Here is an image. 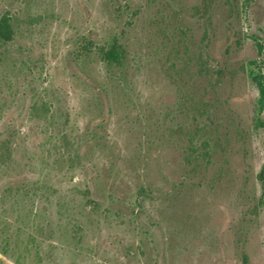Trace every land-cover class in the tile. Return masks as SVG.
<instances>
[{"label": "rangeland", "instance_id": "obj_1", "mask_svg": "<svg viewBox=\"0 0 264 264\" xmlns=\"http://www.w3.org/2000/svg\"><path fill=\"white\" fill-rule=\"evenodd\" d=\"M165 2L132 0L138 14L126 28L117 0H0L17 32L12 52L0 49V264H264V206L254 208L264 109L247 71L259 57L254 36L264 37V0L242 9L235 25L218 3L213 26L189 8L201 0ZM114 33L131 62L111 79L99 57H78L76 47L84 36L104 42ZM179 35L210 50L211 68L226 66L215 88H205L210 77L191 80L220 100L212 114L230 131L208 168L193 169L167 135L180 91L162 59L167 39ZM40 97L58 102L55 119L52 110L33 112ZM99 115L107 121L100 144L84 135ZM62 133L73 148L83 145L86 168L63 148ZM89 179L104 205L87 199Z\"/></svg>", "mask_w": 264, "mask_h": 264}, {"label": "trees", "instance_id": "obj_2", "mask_svg": "<svg viewBox=\"0 0 264 264\" xmlns=\"http://www.w3.org/2000/svg\"><path fill=\"white\" fill-rule=\"evenodd\" d=\"M117 1L120 3L118 11L123 18L126 16L124 20L127 28L128 25L132 24L130 18L135 17L138 12L132 7V0ZM201 1L202 7H199V3H196L189 6V8H191L195 14L197 12L204 11L205 14L203 17L209 20L210 26H213L214 24L212 18L215 15H218L216 14L218 11L214 12L215 9L219 8L218 3L222 2L225 6H227V9L224 8L226 10L222 8V10H224L223 13L225 12L227 14V16H225V23L235 25L234 22H237L242 18L241 10L252 5L254 1L256 2V0ZM165 3L172 6L184 5L182 0H166ZM189 8L187 7V10ZM12 19L13 18L10 14L6 11L0 14V49L1 47H4L8 50L6 53L12 52L11 48L9 49V46L14 41L17 33ZM175 22L181 24L180 27H177L181 33L186 32V30L182 27L185 23L180 20L177 21V19ZM212 30L214 29L212 28ZM208 32L209 28L207 27L205 30L206 36L208 35ZM83 40L84 42L78 44L76 47L78 57H82L83 55H86V57L96 55L106 67V73L110 75L109 78L111 79L118 75H126L125 71L131 62V57L129 56V51L126 48V45L122 41L121 33H114L108 41L104 42L94 41V39L90 36H84ZM253 40L256 48L258 49L259 57L249 61L247 71L249 78L258 88L259 96L257 104L260 105V110L262 111L264 109V37L254 36ZM236 42L237 48L242 45L241 39H238ZM230 48L231 46L228 45L226 50L229 51ZM165 49L168 51L165 52L166 54L162 59V66L164 67L163 70L169 79H175L176 86L178 85L180 91L179 101L175 105V109L179 110L178 119L176 124L169 128V134L167 133V135L174 140L173 141L169 138L170 141L183 146V149H185L184 151L186 152L185 157L187 162L191 165L194 163L193 169H197L198 167L200 169L208 168L214 163L216 154L220 151L225 152L227 150V145L230 144V131L221 132L219 129L220 127L217 123H215V119L212 114L214 109L217 110V102H220V100L214 97L213 100H209V98H207V96L209 97L207 92L206 96L200 94L196 88L191 87V80H197L198 75L202 77H210V82L207 83L205 88H215L220 82H224L223 77L225 78L227 76L226 66L225 68L222 67V63L216 70L215 67L211 68L210 62L214 63L215 61L214 57L210 54V50L203 53L202 47L192 48L190 46V42L185 40L182 35H179L178 37H169V39H167ZM214 71L215 74L213 73ZM94 89H96L97 94L103 93L102 91H106V88H102V86H95ZM44 92L46 97H48V90L45 89ZM46 97H40L41 105H39L40 102L38 103V101H36L33 103L31 109L34 113H39L40 111L51 113L52 110L53 113L50 114V116L52 115V118L55 119L56 113L58 112V102L52 99H47ZM101 113H104V109H102ZM61 116L64 117V114ZM185 117L193 119V122L195 123L192 125H186ZM256 121V125L258 127L264 128V119L256 117ZM106 122L105 118H102L101 115H99L95 118V123L86 130L84 135L88 134L94 136L93 139H99L98 144H100L103 139V135H105L104 125ZM236 132L239 137L242 138L241 140H243V136L245 135L243 133V129H236ZM66 136L67 135L62 133V135H60V139L62 141L63 148L69 151V149L73 148V146L71 145L72 142L68 145L69 140ZM75 144L77 143L73 142V145ZM88 146L91 147L89 144ZM72 151L77 156L79 164H81L83 168H86L87 163H85L83 157V145L79 149L73 148ZM257 179L261 183L262 191L259 196H255V200L257 201V204L254 206L255 210H257L259 206H264V163L261 170L257 174ZM91 183L92 182L89 179L87 181V199L98 205H104L106 202L102 203L93 196ZM106 208L108 210L110 209L109 207ZM248 209L249 210L247 212L250 216L255 215V212H253L254 210H252L253 207L251 208V206H249ZM135 211L136 209L134 212ZM246 259L247 258H245V261Z\"/></svg>", "mask_w": 264, "mask_h": 264}]
</instances>
